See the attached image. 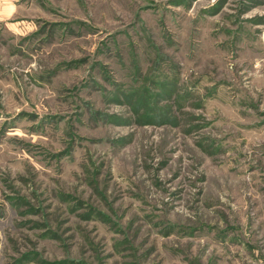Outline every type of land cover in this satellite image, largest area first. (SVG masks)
<instances>
[{"label": "rangeland", "instance_id": "1", "mask_svg": "<svg viewBox=\"0 0 264 264\" xmlns=\"http://www.w3.org/2000/svg\"><path fill=\"white\" fill-rule=\"evenodd\" d=\"M0 46V264H264V0H31Z\"/></svg>", "mask_w": 264, "mask_h": 264}, {"label": "crops", "instance_id": "2", "mask_svg": "<svg viewBox=\"0 0 264 264\" xmlns=\"http://www.w3.org/2000/svg\"><path fill=\"white\" fill-rule=\"evenodd\" d=\"M31 0H0V46L20 45L31 30Z\"/></svg>", "mask_w": 264, "mask_h": 264}]
</instances>
